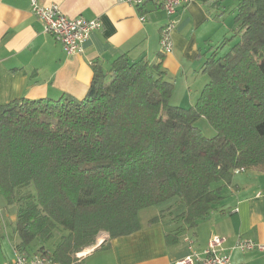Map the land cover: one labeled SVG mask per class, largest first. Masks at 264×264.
<instances>
[{
	"label": "trees",
	"instance_id": "16d2710c",
	"mask_svg": "<svg viewBox=\"0 0 264 264\" xmlns=\"http://www.w3.org/2000/svg\"><path fill=\"white\" fill-rule=\"evenodd\" d=\"M236 10L233 34L207 58L209 81L190 107L171 102L162 63L128 55L108 75L94 64L83 98L0 105V194L17 205L18 249L79 264L101 232L109 234L104 250L139 231L141 209L178 196L186 210L176 218L195 226L223 199L216 183L231 185L236 169L264 172V0H239ZM29 186L35 193L21 197Z\"/></svg>",
	"mask_w": 264,
	"mask_h": 264
},
{
	"label": "crops",
	"instance_id": "0c3cea01",
	"mask_svg": "<svg viewBox=\"0 0 264 264\" xmlns=\"http://www.w3.org/2000/svg\"><path fill=\"white\" fill-rule=\"evenodd\" d=\"M38 1L43 6L58 4L71 17L99 19L102 27L91 32L81 52L68 55L62 43L44 31L31 0H0V105L22 97L57 99L63 93L83 98L93 80L94 64L108 75L114 60L128 55L152 65L162 63L167 77L183 91L185 100L173 103L190 107L209 81L202 71L207 58L233 34L239 2L193 0L177 14L173 51L162 53L160 38L168 17L159 3L148 1L137 7L125 0ZM214 36L220 37L216 43ZM253 172L254 178L249 176L242 185H224L222 201L195 226L176 218L186 206L177 214L168 206L143 220L140 213L159 204L153 205L140 210L139 231L113 239L104 250L99 247L109 234L101 232L103 238L99 240V235L97 244L81 254L79 264H175L190 253H202L213 235L226 238L223 247L234 264H264V250L232 249L239 238L264 243V172ZM167 234H172L171 242ZM20 242L10 241L9 255L0 249V263L15 256Z\"/></svg>",
	"mask_w": 264,
	"mask_h": 264
},
{
	"label": "built area",
	"instance_id": "2783aa9c",
	"mask_svg": "<svg viewBox=\"0 0 264 264\" xmlns=\"http://www.w3.org/2000/svg\"><path fill=\"white\" fill-rule=\"evenodd\" d=\"M137 7L143 6L148 1L159 3L168 16V21L163 26L160 38L162 53L173 51L174 43L172 33L176 27L177 14L186 8L193 0H125ZM34 14L43 24L46 33L62 43L68 55L81 52L83 44L88 40L93 30L102 27L99 19H87L85 17H71L65 14L58 4L43 6L38 0H31ZM142 20H145L142 17ZM243 170L236 169L235 174ZM226 238L221 235H213L207 247L202 253L193 252L186 257L177 260L175 264H234L230 251L223 247ZM232 249L248 251L253 249L264 250V243H258L251 239L239 238ZM80 257V253L78 254ZM0 264H59L40 251H27L18 249L15 256Z\"/></svg>",
	"mask_w": 264,
	"mask_h": 264
},
{
	"label": "rangeland",
	"instance_id": "374dc122",
	"mask_svg": "<svg viewBox=\"0 0 264 264\" xmlns=\"http://www.w3.org/2000/svg\"><path fill=\"white\" fill-rule=\"evenodd\" d=\"M233 21L235 22L234 16H233ZM229 36H231V35H229ZM219 39H220L219 36H214L213 41L216 43L217 41H219ZM228 48L229 47H227L226 49H228ZM207 77H208V75H207ZM203 78L204 77L200 74L199 79H200L201 83H202V80H204ZM178 87H179L178 83L174 85V90H173V94L171 97L172 103H173V101H176L177 99L185 100L184 98H182L183 91L181 89H178ZM184 87H185V89L187 88L186 86H184ZM197 125L202 129L203 133L207 137H212L216 134V130L210 124V122L208 121V119L206 117H200L197 120ZM239 173H241V174L240 175L234 174V176L232 178V184H234V185L241 184L242 185L243 182L249 181V176H251V178H254L253 175L255 174L252 170L241 171ZM239 173H237V174H239ZM216 184H217V186H224L223 183H216ZM225 186H228V185H225ZM18 193L21 197H25L28 195H33L35 193V191H34V188L32 186H29V187L21 188L18 191ZM180 201H181V199L178 196H174V197H172L166 201H163L162 203H159V205H157L155 207H150V208L144 209L142 211V213H140V215H141L143 220H146V217L159 215V213H161V211L163 209H165V207H168V206H171V208H170L171 211L174 214H177L182 209H184L186 206L184 203L183 204L180 203ZM165 211H167V210H165ZM16 212H17V205L9 204L7 202V199L5 198V196L0 194V230H1L0 249L4 248L5 253H7L8 255L11 254V243H14L15 240L16 241L20 240L19 234L16 232ZM62 232L63 231L61 229H57L55 231L54 238L47 243V249H49L50 251L54 250L55 245L60 241V237H61ZM102 238L103 237L101 234L99 236V240H101ZM10 241H11V243H10ZM96 244H97V241H96ZM92 247L93 246L88 247L85 250H83L82 252H80V256L84 252L90 250Z\"/></svg>",
	"mask_w": 264,
	"mask_h": 264
}]
</instances>
